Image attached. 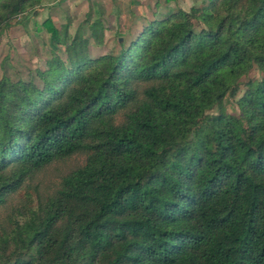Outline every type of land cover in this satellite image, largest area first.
Segmentation results:
<instances>
[{
    "label": "trees",
    "instance_id": "trees-1",
    "mask_svg": "<svg viewBox=\"0 0 264 264\" xmlns=\"http://www.w3.org/2000/svg\"><path fill=\"white\" fill-rule=\"evenodd\" d=\"M44 1L0 0V37ZM196 1L99 57L100 7L91 39L48 19L45 68L1 78L0 207L86 162L0 230V264H264V0Z\"/></svg>",
    "mask_w": 264,
    "mask_h": 264
},
{
    "label": "rangeland",
    "instance_id": "rangeland-1",
    "mask_svg": "<svg viewBox=\"0 0 264 264\" xmlns=\"http://www.w3.org/2000/svg\"><path fill=\"white\" fill-rule=\"evenodd\" d=\"M196 0H45L43 5L29 19H18L0 37V80L4 75L12 79L29 80L37 69H43L51 57L49 49L50 31L44 23L50 19L52 24L62 29L69 22L70 36L79 28L91 39L90 24L95 20L99 7L107 27L105 41L96 45L91 40L90 54L99 57L119 49L120 43L128 45L142 28L169 11L183 9L189 11ZM261 74L254 70L249 79H260ZM244 79L243 81H247ZM143 88V86H141ZM229 113L237 114L236 100L227 99ZM123 116L118 121H123ZM86 162L84 154H77L58 161L32 176L23 187L9 196L0 207V230L10 221L18 218L26 208L38 200L53 196L61 186L63 178Z\"/></svg>",
    "mask_w": 264,
    "mask_h": 264
}]
</instances>
